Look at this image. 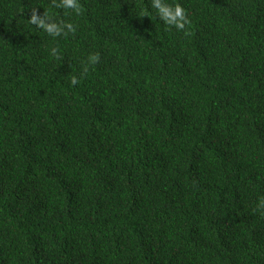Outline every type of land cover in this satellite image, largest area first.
<instances>
[{
  "label": "trees",
  "instance_id": "16d2710c",
  "mask_svg": "<svg viewBox=\"0 0 264 264\" xmlns=\"http://www.w3.org/2000/svg\"><path fill=\"white\" fill-rule=\"evenodd\" d=\"M76 3L0 0V264H264V0Z\"/></svg>",
  "mask_w": 264,
  "mask_h": 264
},
{
  "label": "clouds",
  "instance_id": "9594fccd",
  "mask_svg": "<svg viewBox=\"0 0 264 264\" xmlns=\"http://www.w3.org/2000/svg\"><path fill=\"white\" fill-rule=\"evenodd\" d=\"M65 8H73L78 10V5L76 0H63ZM152 6L158 10V14L162 20H164L166 25H175L177 28H184L185 24L188 22L184 8L176 3L174 5L162 3V0H152ZM30 21L38 26H43L49 33L55 34L57 27L55 24L45 25L44 20L39 18L36 14L30 17ZM69 29L73 28L70 23L68 25ZM76 78L73 77L72 83H76ZM264 206V201L261 202Z\"/></svg>",
  "mask_w": 264,
  "mask_h": 264
}]
</instances>
